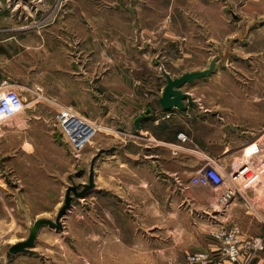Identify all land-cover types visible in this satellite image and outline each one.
<instances>
[{"label":"crops","instance_id":"obj_1","mask_svg":"<svg viewBox=\"0 0 264 264\" xmlns=\"http://www.w3.org/2000/svg\"><path fill=\"white\" fill-rule=\"evenodd\" d=\"M107 1L106 4V0H78L77 6H73L68 15L65 12L67 17L63 18L66 23L56 27V37H49L48 28L39 18L34 22L33 35L0 39V95L14 90L24 96L40 90L49 100L31 102L25 106L27 110H39L40 116L10 119L1 125L0 131L4 137L24 136L27 142L48 139L54 143L58 135L63 148L70 154L68 160L72 163V170L77 168L74 174H79L86 164L89 165L85 178L88 183L93 159L101 151H106L94 165V188L87 198L73 203L70 214L73 216L77 212L74 211L76 206L86 204L88 220L92 225L91 236L92 232L95 235L92 229L97 227L98 231H103L98 236L111 239L106 244L118 249H86L87 259L84 257L81 263L79 249H40L37 246L38 236L36 246L30 253L13 255L3 264H137L135 261L129 262V258H138L137 254L129 256L128 251L140 249H122L126 247L122 241L126 235L121 223L129 219L135 223L159 221L161 206L167 207L168 212H175L177 206L188 205L196 207L197 211L206 212L222 192L216 190L215 195L211 193L205 197H196L194 192L208 194L210 190L192 185V177L197 176L208 163L216 164L227 173L239 157V149L233 148L232 139L227 138L225 129L230 126L237 128L240 123H229V119L217 118L215 121L220 128L207 134L202 127L212 125V120L204 118L211 111L204 107L203 99H197L186 90L188 84L183 91L191 95L195 105L186 101L185 111L176 108L164 111L158 100L166 80L155 94L141 80L145 77L142 69L137 68L138 61L149 59L143 54V47L158 46L160 43V12H166L168 19V32L165 35L167 41L164 44L174 45L177 38H180L175 31L173 19L175 0L165 10L154 7L152 3L113 7L111 0ZM113 12H118L116 23L121 24L124 30L121 41L112 38L113 19H117ZM59 34H63V37ZM185 37L183 39L189 38L188 43L191 45L194 38L191 35ZM121 43L127 50L139 46V53L134 56L125 51L123 55H113V44ZM119 60L130 63L134 69L114 68V63ZM166 72L173 79L192 73L174 75ZM56 103L71 108L101 128L96 140L79 159L72 156V149L65 144L66 140L57 125ZM148 110L151 113L141 122L140 130L136 131V119ZM49 111H55V120L48 117ZM166 114L172 117L166 118ZM175 126L178 128L174 129ZM179 134L186 135L188 141H179ZM58 161L62 163V158ZM13 164L17 165L16 159ZM30 168H34L33 163ZM37 169L25 170L32 174L38 172ZM46 172L58 171L55 167L46 169ZM27 188L42 190L41 184L34 187L27 184ZM241 203L236 199L226 211L217 208L210 210L206 213L208 223L205 227L219 224L220 227L239 221V208L244 205ZM29 204L38 215L48 211L44 208L35 210L34 206L40 203L31 201Z\"/></svg>","mask_w":264,"mask_h":264},{"label":"rangeland","instance_id":"obj_2","mask_svg":"<svg viewBox=\"0 0 264 264\" xmlns=\"http://www.w3.org/2000/svg\"><path fill=\"white\" fill-rule=\"evenodd\" d=\"M171 1L111 0V4L113 7H119L152 3L154 7L165 10L168 4L171 5ZM77 2L78 0H0V39L25 38L33 35L34 22L39 18L48 28L49 37H56L58 34L56 27H62L63 23H66L63 17H67ZM107 2L106 0V4ZM174 11L175 31L180 38H177L174 45L164 44L167 41L165 35L168 32L166 29L168 19L166 12H160V43L158 46L143 47V54L149 59L144 58L143 62L138 61L137 68L142 69L145 77L141 80L145 87L152 89V94H155L165 84L166 79L162 71H169L174 75L202 71L208 69L215 58L218 59L217 68L212 75L196 80L185 88L197 99H203L204 107L211 111L204 117L212 120V125L207 124L202 127L205 133L210 134L220 128L215 121L217 118L218 120L229 119V123L233 121L240 123L239 127L230 126L229 130L225 129V132L227 138L232 139L233 148L239 149V157L235 160L253 169L255 175L252 178L250 174L237 175L241 177L240 185H242L243 193V197H238L237 202H242L241 205H244L239 208V221L225 226L240 227L242 239L262 237L264 240V199L260 196L264 189V0H175ZM118 15V12H113V16L117 19H113L111 33L114 40L121 41L124 30L121 24L116 23L119 19ZM186 35L194 38L191 45L188 43L189 38L183 39ZM59 36L63 37V34ZM137 48L139 49V46H133L127 50L122 43L113 44L112 54L120 56L126 51L127 54L135 56L139 53ZM119 61L114 63V68L134 69L130 63ZM22 98L25 106L31 102L48 100L47 96L40 93V90L32 95L28 93ZM39 114V110L31 111L25 108L10 121L18 118H34L40 116ZM48 117L55 120V111H49ZM177 128L178 126L174 127V129ZM5 137L1 132L0 264L13 256L10 254V249L14 245L29 239L30 226L36 221L49 220L56 223L65 205L68 189L78 187V192L83 191V182L85 185L88 184L85 178L89 169V165L86 164L84 170L74 174L77 168L72 170V163L68 160L70 154L63 148V142L58 135L55 136L54 143L48 139L27 142L24 141V136ZM195 142L198 140L195 139ZM65 144L68 145L67 141ZM72 156L75 158L74 155ZM60 158L62 163L58 161ZM15 159L17 165L13 164ZM56 161L58 162L55 164ZM31 163L34 168H30ZM36 167L38 172L32 174L25 170L34 171ZM55 167L57 173L46 172V169H55ZM60 170H62L61 173ZM27 184H31L32 187L41 184L42 190L25 189ZM207 189L210 190L208 194L199 191L193 194L196 197H205L211 193L215 195L218 190L211 187ZM90 191L83 198H87ZM71 196L73 197L71 207L60 220L63 229L60 231L44 226L39 232L38 241L36 240L37 246L40 249H79L81 263L84 262V257L87 259L86 249H118L106 244L111 239L107 240L103 235L98 236L103 234V231H98L97 227L92 229L96 236H93V232L91 236L92 225L90 226L88 220L86 204L76 206L74 211L77 212L73 216L70 214L73 203L81 199L75 198L73 193ZM31 201L40 203L34 206L35 210L44 208L48 209L47 213L38 215L36 211L34 212L33 206H29ZM217 205L218 200L214 205L209 206L206 212L197 211V208L191 205L177 206L175 212H168L167 207L161 206L159 221L135 223L129 219L122 222L123 233L126 235V238L122 239L126 247L122 249H140L135 252L128 251L129 256L137 254L138 257L129 258V262L135 261L137 264H225L228 262L232 264L227 260L220 249L221 244L214 237V232L220 224L205 227L208 223L207 214L210 210L218 208ZM210 245L213 247L210 248ZM200 253H206L209 256L207 263L189 262L190 255ZM237 264H264V250L254 256L249 252H243Z\"/></svg>","mask_w":264,"mask_h":264},{"label":"built area","instance_id":"obj_3","mask_svg":"<svg viewBox=\"0 0 264 264\" xmlns=\"http://www.w3.org/2000/svg\"><path fill=\"white\" fill-rule=\"evenodd\" d=\"M57 108L56 121L60 127L64 139L72 149V154L79 158L87 146L92 144L100 131V127L95 123L84 119L70 108L54 104ZM25 104L21 94L16 91H6L0 95V126L8 120L14 118L24 111ZM166 118H171V114H166ZM178 140L187 142L184 134L178 135ZM239 173L250 174L254 177L255 171L239 161L231 165V170L226 173L214 163H208L201 172L191 179L194 186L221 190L218 199L217 209L226 211L230 204L238 197H243L241 177ZM260 196L264 199V189ZM2 193L0 191V201ZM216 241L221 244V251L232 264H237L243 256V252H249L252 256L264 250V240L262 237L252 238L250 240L242 239V230L238 226H220L215 232ZM245 248V249H243ZM191 263H207L209 256L206 253L190 255L188 257ZM253 260V259H252Z\"/></svg>","mask_w":264,"mask_h":264},{"label":"water","instance_id":"obj_4","mask_svg":"<svg viewBox=\"0 0 264 264\" xmlns=\"http://www.w3.org/2000/svg\"><path fill=\"white\" fill-rule=\"evenodd\" d=\"M217 62L218 59L215 58L208 69L204 71H197V72H192V73H187L184 74L180 78L173 79L166 71H162L163 76L166 79V86L164 88V91L162 93V96L159 98L158 102L161 108L164 111H170L172 109H178L181 111L186 110V104L185 102L187 101L190 105H195V102L191 95L188 93H185L183 91V88L187 84H192L196 80L206 78L210 75H212L216 68H217ZM151 113L150 110L146 111V113L136 119L135 121V129L136 131H139L141 128V122L144 121L147 116ZM108 152V151H107ZM106 153V151H101L99 154L96 155V157L92 161L91 165V176H90V181L88 184L84 185V190L81 192H78V187H70L68 189V193L66 196L65 200V205L60 211L56 223L49 221V220H39L36 221L33 225L30 226L31 234L30 237L27 241L18 243L14 245L10 249V254L12 255H18V254H28L31 252V249L35 247L36 240L38 237V234L44 226H50L53 227L57 230H62L63 227L61 225V218L65 215L67 210L71 207V203L73 201V197L71 196V193H73V196L75 198H83V196L90 191L91 189L94 188V176H93V169L94 165L97 159L101 157L102 154Z\"/></svg>","mask_w":264,"mask_h":264}]
</instances>
